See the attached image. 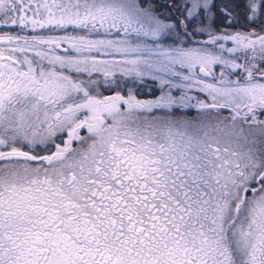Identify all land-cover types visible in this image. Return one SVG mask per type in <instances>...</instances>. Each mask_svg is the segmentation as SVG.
I'll list each match as a JSON object with an SVG mask.
<instances>
[{
    "label": "snow or ice",
    "instance_id": "6c2138e0",
    "mask_svg": "<svg viewBox=\"0 0 264 264\" xmlns=\"http://www.w3.org/2000/svg\"><path fill=\"white\" fill-rule=\"evenodd\" d=\"M0 264H264V0H0Z\"/></svg>",
    "mask_w": 264,
    "mask_h": 264
},
{
    "label": "rangeland",
    "instance_id": "374dc122",
    "mask_svg": "<svg viewBox=\"0 0 264 264\" xmlns=\"http://www.w3.org/2000/svg\"><path fill=\"white\" fill-rule=\"evenodd\" d=\"M144 90H146V88H143V90H141V93L144 92ZM146 91L144 93H142L141 98H148L149 97V94L148 93L146 94ZM156 94H158V92Z\"/></svg>",
    "mask_w": 264,
    "mask_h": 264
},
{
    "label": "flooded vegetation",
    "instance_id": "af4514ba",
    "mask_svg": "<svg viewBox=\"0 0 264 264\" xmlns=\"http://www.w3.org/2000/svg\"><path fill=\"white\" fill-rule=\"evenodd\" d=\"M141 90H143V89H141ZM147 90V91H146ZM146 90H144V92L146 91V94L148 93L149 94V92H148V89L146 88ZM144 92H142V93H144Z\"/></svg>",
    "mask_w": 264,
    "mask_h": 264
}]
</instances>
